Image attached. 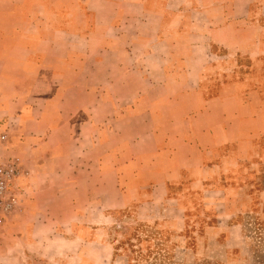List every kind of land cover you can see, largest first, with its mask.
Returning <instances> with one entry per match:
<instances>
[{
    "label": "rangeland",
    "instance_id": "rangeland-1",
    "mask_svg": "<svg viewBox=\"0 0 264 264\" xmlns=\"http://www.w3.org/2000/svg\"><path fill=\"white\" fill-rule=\"evenodd\" d=\"M258 5L257 31L245 28L239 33L247 45L240 42L236 52L212 46L207 61L194 64L195 91L170 99L164 95L177 102L164 108L168 120L202 116L198 130H209L213 139H220L218 146L195 158L178 180L163 183L158 180L165 176V168L155 160L148 165L144 158L130 161L131 169H138L131 179L123 172L113 180L99 173L98 183L92 182L84 171L90 164L120 167L127 159L119 157L114 139L107 152L99 148L94 154L83 148L82 161L74 163L73 156L69 163L82 166L78 176L82 184L71 191L75 202L71 211L76 216L69 215L62 190L58 198L53 199L52 193L38 198L32 206L37 214L34 220L22 216L30 207L27 202L35 200L25 198L23 210L0 228V264H264V0ZM253 39L257 45L250 46ZM11 65L0 61V71L16 70L11 80L26 81L20 73L24 69ZM165 65L172 67L169 62ZM53 80L61 83L59 78ZM11 93L0 89V111L7 107ZM90 99V95L69 94L57 112L72 121L77 114L88 122L81 133L97 134L100 139L113 130L125 137L143 133L146 117L122 122L134 108L132 103L112 111L103 105L93 109ZM212 101H216L212 110H205ZM206 112L211 117H203ZM4 118L8 130L6 141L0 143V160L17 157L21 161L16 154L23 143L20 119ZM93 120L98 126L94 130ZM60 140L54 139L55 151ZM126 201L130 203L123 206Z\"/></svg>",
    "mask_w": 264,
    "mask_h": 264
},
{
    "label": "crops",
    "instance_id": "crops-1",
    "mask_svg": "<svg viewBox=\"0 0 264 264\" xmlns=\"http://www.w3.org/2000/svg\"><path fill=\"white\" fill-rule=\"evenodd\" d=\"M258 3L261 0H0V61L26 69L20 70L26 77L22 82L11 80L16 70L0 71V89L13 94L0 111V135L8 130L4 116L20 119L23 143L16 154L25 175L18 185L25 198H35L27 202L30 207L22 216L36 219L32 206L38 198L48 193L58 198L60 190L69 215L76 216L71 211L75 203L71 191L82 184L78 180L82 166L69 163L73 156L74 163L81 162L86 148L94 154L99 148L107 152L114 139L119 157L127 159L120 167L90 164L84 171L96 183L99 173L113 180L123 172L131 179L138 172L131 169L133 158H144L148 165L155 160L166 170H161L165 176L158 181H175L195 164V158L216 148L220 139H213L209 130H198L202 116L168 120L164 108L177 104L169 100L172 95L195 91L194 64L206 62L212 46L236 52L244 43L239 33L245 28L257 31ZM54 78L61 83L56 85ZM156 93L159 97L152 99ZM69 94L90 95L93 109L103 105L115 111L133 104L122 122L145 117L149 121L138 137L115 135L114 130L102 139L85 135L81 128L88 122L77 114L72 121L57 112ZM99 94L107 98L100 99ZM165 94L169 99H164ZM128 95L130 99L124 101ZM215 102L205 110H212ZM91 123L92 130L98 127L95 120ZM56 136L61 139L57 151ZM59 161L61 167L55 166Z\"/></svg>",
    "mask_w": 264,
    "mask_h": 264
},
{
    "label": "built area",
    "instance_id": "built-area-1",
    "mask_svg": "<svg viewBox=\"0 0 264 264\" xmlns=\"http://www.w3.org/2000/svg\"><path fill=\"white\" fill-rule=\"evenodd\" d=\"M7 136H0V143L5 142ZM23 166L19 158L10 157L0 160V228L4 226L12 215L23 210L24 192L18 187V182L24 177Z\"/></svg>",
    "mask_w": 264,
    "mask_h": 264
}]
</instances>
